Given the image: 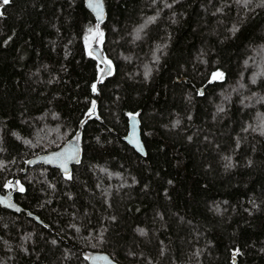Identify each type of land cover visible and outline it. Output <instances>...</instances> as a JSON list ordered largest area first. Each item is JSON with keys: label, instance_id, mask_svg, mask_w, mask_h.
<instances>
[{"label": "trees", "instance_id": "trees-1", "mask_svg": "<svg viewBox=\"0 0 264 264\" xmlns=\"http://www.w3.org/2000/svg\"><path fill=\"white\" fill-rule=\"evenodd\" d=\"M103 2L0 0V188L41 221L0 207V264H264V2Z\"/></svg>", "mask_w": 264, "mask_h": 264}, {"label": "water", "instance_id": "water-1", "mask_svg": "<svg viewBox=\"0 0 264 264\" xmlns=\"http://www.w3.org/2000/svg\"><path fill=\"white\" fill-rule=\"evenodd\" d=\"M84 4L86 9L92 13L97 23H102L105 20V7L103 0H84ZM95 5H99V7H96ZM89 52L102 64L101 70L103 71L100 72V75H107L110 72L111 67L107 62H105L100 46L93 45L89 48ZM124 140L135 151L141 155L145 154V149L140 135L139 120L134 114H131L128 117V130L127 134L124 136ZM80 157L81 149L78 139L70 138L55 149L38 153L30 157L25 163L23 173L29 166L43 164L49 167L57 168L62 174H69L72 170V166L79 162ZM17 189L18 186L16 181H13L10 189L6 191H2L0 188V207L14 213L23 211L28 216L33 217L36 221L41 222L36 215L24 210L21 205L15 201L14 192ZM86 256L88 264H120L104 251H92L87 253Z\"/></svg>", "mask_w": 264, "mask_h": 264}, {"label": "snow or ice", "instance_id": "snow-or-ice-1", "mask_svg": "<svg viewBox=\"0 0 264 264\" xmlns=\"http://www.w3.org/2000/svg\"><path fill=\"white\" fill-rule=\"evenodd\" d=\"M10 2V0H3V4L4 5H7L8 3ZM244 2H245V4H247L248 2H249V0H244ZM262 2H264V0H262ZM96 7H99V5H95ZM0 15H2V13H0ZM154 19V18H153ZM109 64H110V62H108ZM101 71H103V70H101ZM223 78V73H221V72H216V73H213V79H222ZM92 89H93V91H96V85L95 84H93L92 85ZM95 107V103L93 102V108ZM131 115V114H130ZM142 150V149H141ZM78 162V161H77ZM69 178H71V177H69ZM9 187H11V184H9L8 185ZM19 191H21V192H23L24 191V189H23V187H21L20 189H19Z\"/></svg>", "mask_w": 264, "mask_h": 264}, {"label": "rangeland", "instance_id": "rangeland-1", "mask_svg": "<svg viewBox=\"0 0 264 264\" xmlns=\"http://www.w3.org/2000/svg\"><path fill=\"white\" fill-rule=\"evenodd\" d=\"M99 44V41H98V37L96 38V39H94L93 41H90L89 43H88V49L90 48V47H92L93 45H98Z\"/></svg>", "mask_w": 264, "mask_h": 264}]
</instances>
